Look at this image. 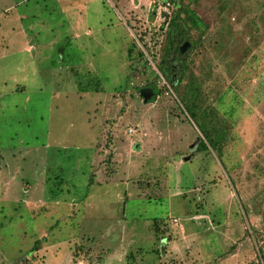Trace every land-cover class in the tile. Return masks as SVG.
I'll return each instance as SVG.
<instances>
[{
  "label": "rangeland",
  "instance_id": "1",
  "mask_svg": "<svg viewBox=\"0 0 264 264\" xmlns=\"http://www.w3.org/2000/svg\"><path fill=\"white\" fill-rule=\"evenodd\" d=\"M184 2L165 78L168 0H0V264H264V0Z\"/></svg>",
  "mask_w": 264,
  "mask_h": 264
},
{
  "label": "trees",
  "instance_id": "2",
  "mask_svg": "<svg viewBox=\"0 0 264 264\" xmlns=\"http://www.w3.org/2000/svg\"><path fill=\"white\" fill-rule=\"evenodd\" d=\"M168 1L172 2L175 10L173 12L172 18L168 22L169 29L166 31L165 34L166 43L164 45L165 50L163 52V60H162V64H164V66L160 70L162 76L164 77L167 76L169 73V69L167 67L168 64L167 60H169L171 54H173L176 51L180 39L182 41L184 40L189 41L193 48L195 47V44L192 40H189L187 38V33L193 27L196 28H201L202 26L205 27L204 22L195 14L194 10L189 7V4L184 2L185 0H168ZM137 40L141 41L142 45L145 48H147V43L146 41H144L142 36L137 37ZM134 46H136L135 43H133L132 47H129L127 49L128 56L132 55ZM138 55L139 57H144V52L142 50H139ZM184 61L185 60L182 61L183 63L182 68L184 66ZM149 70L150 69L148 67V71ZM149 72L154 75L153 82H150L149 85L154 89L156 94H159L161 90L158 89L155 85V80L159 79V75L156 74L154 71H149ZM153 226L155 233L158 234L160 231H163L158 225V221L155 220L153 222ZM39 242H37V244L33 246L31 255L29 257H24L20 264H35L39 260V256L36 253ZM69 249L71 256L69 264H77L78 261L86 259L87 254L84 251V247L80 243L75 242ZM157 252L160 255V249H158Z\"/></svg>",
  "mask_w": 264,
  "mask_h": 264
},
{
  "label": "water",
  "instance_id": "3",
  "mask_svg": "<svg viewBox=\"0 0 264 264\" xmlns=\"http://www.w3.org/2000/svg\"><path fill=\"white\" fill-rule=\"evenodd\" d=\"M192 46L189 41L184 40L179 46V55L176 61L177 66L182 65V58L185 59L188 53H190ZM140 95L145 103L153 102L156 98V93L152 87L140 88ZM193 145L190 147L192 150Z\"/></svg>",
  "mask_w": 264,
  "mask_h": 264
},
{
  "label": "flooded vegetation",
  "instance_id": "4",
  "mask_svg": "<svg viewBox=\"0 0 264 264\" xmlns=\"http://www.w3.org/2000/svg\"><path fill=\"white\" fill-rule=\"evenodd\" d=\"M183 41L180 39L178 45H177V48H176V51L171 54L169 60H167V67L169 69V75L172 74V78H174V75L175 74H178V72L182 69V65L181 66H177L176 64V61H177V58H178V55H179V46L180 44L182 43ZM185 60L182 58V61Z\"/></svg>",
  "mask_w": 264,
  "mask_h": 264
},
{
  "label": "crops",
  "instance_id": "5",
  "mask_svg": "<svg viewBox=\"0 0 264 264\" xmlns=\"http://www.w3.org/2000/svg\"><path fill=\"white\" fill-rule=\"evenodd\" d=\"M162 228H163V226H161ZM155 232V231H154ZM156 235V233H154V236ZM166 236H168L169 237V235L167 234V232L165 231V233L164 234H159L157 237H166ZM156 237V236H155Z\"/></svg>",
  "mask_w": 264,
  "mask_h": 264
},
{
  "label": "built area",
  "instance_id": "6",
  "mask_svg": "<svg viewBox=\"0 0 264 264\" xmlns=\"http://www.w3.org/2000/svg\"><path fill=\"white\" fill-rule=\"evenodd\" d=\"M130 131L132 132L133 130H132V129H130ZM170 219L172 220V222H173L174 224H176V223H177V219H176L175 217H170Z\"/></svg>",
  "mask_w": 264,
  "mask_h": 264
}]
</instances>
